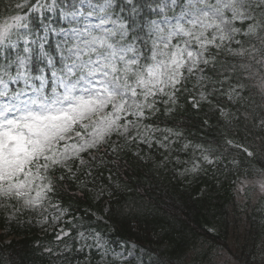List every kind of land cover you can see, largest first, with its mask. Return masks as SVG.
<instances>
[{"label":"snow or ice","instance_id":"1","mask_svg":"<svg viewBox=\"0 0 264 264\" xmlns=\"http://www.w3.org/2000/svg\"><path fill=\"white\" fill-rule=\"evenodd\" d=\"M0 7V207L14 219L38 213L55 225L63 249L46 247L49 255L68 264H156L142 245L113 247L104 217H77L60 201L69 180L110 200L121 154L136 149L145 160L154 147L181 145L184 132L157 121L189 105L217 114L220 139L185 141L177 151L191 152V166L185 161L180 174L243 175L237 191L250 186L264 206V0H0Z\"/></svg>","mask_w":264,"mask_h":264},{"label":"trees","instance_id":"2","mask_svg":"<svg viewBox=\"0 0 264 264\" xmlns=\"http://www.w3.org/2000/svg\"><path fill=\"white\" fill-rule=\"evenodd\" d=\"M3 2L7 3V0H3ZM3 11V7H0V12ZM213 116L214 113L209 111L207 105L200 112H196L189 105L186 110L181 108L180 111L170 115H161L158 124L163 129L173 128L179 130L187 127L194 128L191 133L195 136H197L198 132L206 135V128L210 125ZM206 117L208 119L207 125L203 124ZM121 156L122 170L119 173V191L124 187L127 193L118 195L117 203L127 204L111 205L110 213H113L114 225L119 223L125 230L127 224L135 221L141 227L146 228L142 229L145 233L143 234V239H146L149 233L155 234L159 238V245L157 247H163V254L166 257H170V262L166 264H187L183 259L187 246L186 243L190 240V237L188 238L185 235L184 231L186 228L188 231L194 230V235L216 242V236L208 235L203 230V227L211 226L210 221H215L214 217L217 215L219 217V233L221 235L225 234L224 221L226 223L227 221L224 217L227 215L226 207L229 203L233 202V194L230 188L225 186L217 190L209 189L201 199H196L193 191L199 188L198 181H192L190 184L183 186L178 183L179 180H175L174 182L176 183H172L169 171L164 169L165 166L160 167V169L155 162L149 167H145L140 160L133 157L132 150L128 152L127 156L123 154ZM162 165L165 164L162 163ZM97 179L99 178L97 177ZM125 179V184L121 183ZM142 184L148 185L150 194L142 189ZM65 185L67 188L62 193L63 200L60 201L62 206H70L73 212H79V215H81L80 209L91 208L90 210H93L97 207L92 206L87 191L85 194H82L78 182L69 180ZM77 190L81 193L83 200L80 198ZM151 194L154 195V198H152L153 202L146 201L144 197H151ZM131 204L143 205L144 210L148 212V215H146L147 219H144V216L139 218V214L130 208ZM77 209L79 211H76ZM156 211L165 213L164 217L158 216ZM26 214L28 213L25 212L16 221L8 224L11 231H14L18 235H24L22 239L11 241L8 245H3L0 237V264H68V261L64 259L55 260L54 256L49 255L44 250L46 247L53 249L57 247L55 246L56 240H51V236L44 239L26 236V234L37 229L32 221H27ZM89 218L91 219V217ZM108 219L111 221L112 216H109ZM247 222L249 225V231L246 233L247 240H251L255 244L261 243L262 239H264V226L259 223L257 214L255 212L251 213L247 217ZM5 225V212L0 210V227L3 228ZM66 228H69V225ZM157 230L161 234L155 232ZM129 233H131V230ZM117 235L122 237L124 233H117ZM147 242L151 243L154 241L148 240ZM164 243L166 245L162 246ZM60 249L62 250L63 247ZM195 258L199 262L198 264H203L201 262L202 256ZM208 260L206 257L204 262H208ZM157 261L156 259V264H165L157 263ZM93 264H95L94 261Z\"/></svg>","mask_w":264,"mask_h":264},{"label":"rangeland","instance_id":"3","mask_svg":"<svg viewBox=\"0 0 264 264\" xmlns=\"http://www.w3.org/2000/svg\"><path fill=\"white\" fill-rule=\"evenodd\" d=\"M84 154H85V153H84ZM245 184L247 185V182H245ZM239 187H240V186H239ZM246 188H248L249 190L252 191V189H251L250 186H246L245 189H246ZM238 193H239L238 197H239L240 199H242L241 194L243 193V191H240V192H238ZM92 194H93V196H94V198H95L96 200H103V201L105 202L106 199H107V194H105V197H104V198H101V197L97 196L96 193L93 192V191H92ZM243 194H244V193H243ZM257 196H258V194H257V193H254V192L252 191V194H251V202H252V203H256V202L258 201ZM240 203H242L241 200H240ZM252 205H253V204H252ZM52 211H53L52 209H49V212H52ZM32 214H33V213H32ZM12 215H13V214H9V215H8V218L11 219V218H12ZM32 217L39 218V214H38V213H37V214H33ZM32 217H31V218H32ZM61 223H62V222H61ZM61 223H60V225H61ZM39 226H40V228H43V229H46V228H54V227H55V225H53L52 227H46V226H45V222H44V221H41V220H40ZM4 234H5V232H4ZM6 241H7V240H6ZM117 250H119V248H117ZM262 253H263V255H264V251H262ZM223 262H224V261H221V262L219 261L220 264L223 263ZM228 263H230V261H229ZM231 264H236V263H235V262H232ZM259 264H264V257H263V256H261V257L259 258Z\"/></svg>","mask_w":264,"mask_h":264}]
</instances>
